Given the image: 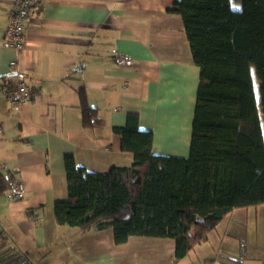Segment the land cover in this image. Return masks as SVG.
Returning <instances> with one entry per match:
<instances>
[{
	"label": "crops",
	"instance_id": "0c3cea01",
	"mask_svg": "<svg viewBox=\"0 0 264 264\" xmlns=\"http://www.w3.org/2000/svg\"><path fill=\"white\" fill-rule=\"evenodd\" d=\"M179 1L40 0L17 57L33 101L17 108L3 95L17 81L4 39L13 0H0V174L25 190L20 200L8 199V187L0 195V234L34 264H181L191 254L176 261L172 239L117 245L113 229L82 233L54 211L68 199L65 156L94 173L133 166L122 149L129 113L153 133L154 154L189 155L200 69L181 16L170 12ZM119 54L134 62L117 66ZM81 89L97 110L90 128Z\"/></svg>",
	"mask_w": 264,
	"mask_h": 264
},
{
	"label": "trees",
	"instance_id": "16d2710c",
	"mask_svg": "<svg viewBox=\"0 0 264 264\" xmlns=\"http://www.w3.org/2000/svg\"><path fill=\"white\" fill-rule=\"evenodd\" d=\"M170 12L181 16L200 69L189 155L154 154L153 133L129 113L122 149L133 166L94 173L65 156L68 199L54 211L58 224L82 233L113 229L117 245L135 236L172 239L179 261L235 209L264 205V0H242L240 10L230 0H180ZM79 94L82 123L90 128L97 110L83 89ZM7 178L0 174V195ZM0 240L8 245L3 234ZM0 264L33 263L8 246Z\"/></svg>",
	"mask_w": 264,
	"mask_h": 264
},
{
	"label": "rangeland",
	"instance_id": "374dc122",
	"mask_svg": "<svg viewBox=\"0 0 264 264\" xmlns=\"http://www.w3.org/2000/svg\"><path fill=\"white\" fill-rule=\"evenodd\" d=\"M230 3L234 10L242 7V0H230ZM252 78L259 99L260 81L254 69ZM260 118L264 127L261 110ZM7 248L8 245L2 247L0 240V257ZM225 260H230L229 264H264V205L232 211L181 264H223Z\"/></svg>",
	"mask_w": 264,
	"mask_h": 264
},
{
	"label": "built area",
	"instance_id": "2783aa9c",
	"mask_svg": "<svg viewBox=\"0 0 264 264\" xmlns=\"http://www.w3.org/2000/svg\"><path fill=\"white\" fill-rule=\"evenodd\" d=\"M40 0H13L9 20L4 39L6 45L12 49L16 58L9 63L10 73L16 74L17 81L3 90V95L11 106L20 108L33 101L34 90L23 80L18 64V56L26 48V34L29 25L35 17V10L38 9ZM117 66H129L134 60L129 55L119 54L114 57ZM8 199L20 200L25 196L22 183L18 180L8 182ZM39 220L38 217L35 218Z\"/></svg>",
	"mask_w": 264,
	"mask_h": 264
},
{
	"label": "water",
	"instance_id": "95a60500",
	"mask_svg": "<svg viewBox=\"0 0 264 264\" xmlns=\"http://www.w3.org/2000/svg\"><path fill=\"white\" fill-rule=\"evenodd\" d=\"M9 76L13 77V76H16V74H12V73H11V74H9Z\"/></svg>",
	"mask_w": 264,
	"mask_h": 264
}]
</instances>
